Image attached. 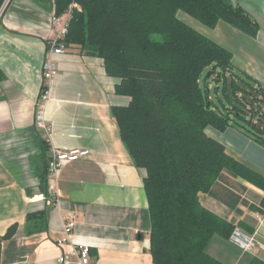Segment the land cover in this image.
I'll use <instances>...</instances> for the list:
<instances>
[{"label": "crops", "instance_id": "obj_1", "mask_svg": "<svg viewBox=\"0 0 264 264\" xmlns=\"http://www.w3.org/2000/svg\"><path fill=\"white\" fill-rule=\"evenodd\" d=\"M231 2L264 27V0ZM52 10V0H9L0 9V236L17 226L2 243L0 264H57L68 249L56 241L63 236L69 212L77 215L71 240L89 247V264H153L144 171L133 165L111 115L112 107L129 102L114 91L118 79L105 73L102 59L64 47L63 54L50 56L57 74L48 86V99L40 100ZM209 34L212 38H207L232 54L235 67L264 85V33L253 39L219 22ZM38 111L46 128L34 125ZM205 133L264 173V146L232 127H207ZM71 149L87 150L88 155L63 162L44 184L40 174L53 150ZM223 175L226 185L235 184L231 199L223 200L226 189L216 184L199 193L201 204L253 236L259 246L245 252L219 236L227 252L220 259L250 264V256L264 262V193ZM35 213L41 217H27Z\"/></svg>", "mask_w": 264, "mask_h": 264}, {"label": "trees", "instance_id": "obj_2", "mask_svg": "<svg viewBox=\"0 0 264 264\" xmlns=\"http://www.w3.org/2000/svg\"><path fill=\"white\" fill-rule=\"evenodd\" d=\"M72 2L79 9H72L59 44L102 59L105 73L118 79L115 93L129 98L111 115L133 165L144 171L152 263L230 264L220 259L227 252L217 238L230 242L237 227L205 208L198 195L217 184L229 201L235 184L226 185L223 174L264 193V173L239 161L205 129L232 127L264 146V85L177 14L211 29L225 22L251 37L262 25L231 0H52L55 15ZM260 206L264 210V198ZM16 228L0 236V253ZM247 257L250 264H264Z\"/></svg>", "mask_w": 264, "mask_h": 264}, {"label": "built area", "instance_id": "obj_3", "mask_svg": "<svg viewBox=\"0 0 264 264\" xmlns=\"http://www.w3.org/2000/svg\"><path fill=\"white\" fill-rule=\"evenodd\" d=\"M9 0H4V3ZM72 9H79V6L72 2L69 9L61 16H56L54 10L49 17V25L52 29V37L49 41V46L46 51V58L42 62V89L40 92V100L45 102L48 99V86L52 79L57 74V65L51 59V55H60L64 53V47L59 44L60 38L66 34L67 22L71 15ZM34 125L38 128H46L43 117V112L38 111L35 114ZM88 155L87 150L71 149L69 151L53 150V154L47 162V170L51 175L60 168L61 164L65 161H76ZM77 215L69 212L64 220L62 226L63 236L56 241L60 246H67V251L61 253L57 259V264H89L90 255L89 247L82 244H74L71 240L72 233L75 228ZM230 242L238 246L245 252L255 251L259 246L258 241L250 235L243 233L238 228H235L230 235Z\"/></svg>", "mask_w": 264, "mask_h": 264}, {"label": "rangeland", "instance_id": "obj_4", "mask_svg": "<svg viewBox=\"0 0 264 264\" xmlns=\"http://www.w3.org/2000/svg\"><path fill=\"white\" fill-rule=\"evenodd\" d=\"M177 16L179 18H181L184 22H186L189 26H191L192 28H194L195 30L199 31L201 34H203L206 37L212 38V35L209 34L210 30H213L211 28L205 27L204 25H202L201 23H199L196 19L192 18L191 16L183 13V12H178ZM236 29V28H235ZM239 31V30H238ZM241 32V31H240ZM259 32L264 33V27L261 26V29L259 30ZM258 32V33H259ZM243 33V32H242ZM257 33V34H258ZM247 35V34H246ZM257 36V35H256ZM255 36V37H256ZM248 37H251L248 35ZM255 37H251L253 39H255ZM213 91V89H212Z\"/></svg>", "mask_w": 264, "mask_h": 264}]
</instances>
